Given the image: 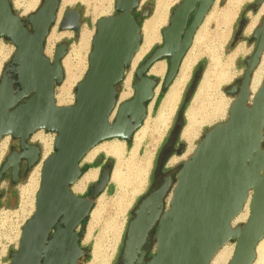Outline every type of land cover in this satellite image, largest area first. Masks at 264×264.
Masks as SVG:
<instances>
[{
  "label": "water",
  "instance_id": "water-1",
  "mask_svg": "<svg viewBox=\"0 0 264 264\" xmlns=\"http://www.w3.org/2000/svg\"><path fill=\"white\" fill-rule=\"evenodd\" d=\"M216 1L182 0L174 7L162 45L135 72L132 98L119 102V87L141 46L140 23L149 18L151 8H143V0H116L115 14L96 22L88 70L75 87V103L61 106L55 93L64 82L68 47L59 44L51 60L45 42L62 0H42L25 19L15 13L11 0H0V39L16 48L0 78V141L10 136L19 142V150L0 166V185L8 174L10 184L17 185L22 164L28 173L39 163L41 147L32 141L36 132L56 135L53 154L43 163L35 213L22 228L10 264H79L89 257L78 230L109 186L112 166L102 171L91 196L83 197L73 190L85 174L82 164L102 142L133 141L147 117L148 104L161 85L167 92L174 83ZM263 3L255 0L250 10L257 12ZM246 25L243 19L238 35ZM80 27V13L69 10L59 29L73 31L78 38ZM252 40L254 50L245 60L243 77L224 91L234 98L227 121L208 130L180 165L166 208L164 199L172 182L139 202L127 224L117 264H211L229 243L235 250L228 264L256 261L264 239V79L255 93L251 83L264 55V17ZM161 60L168 61V70L158 82L150 72ZM247 204L248 219L234 225ZM152 230H157L156 249L145 262L149 250L144 247Z\"/></svg>",
  "mask_w": 264,
  "mask_h": 264
},
{
  "label": "rangeland",
  "instance_id": "rangeland-1",
  "mask_svg": "<svg viewBox=\"0 0 264 264\" xmlns=\"http://www.w3.org/2000/svg\"><path fill=\"white\" fill-rule=\"evenodd\" d=\"M11 1L15 13L18 15H23V10L15 6L14 4L15 0H11ZM95 1L96 0H89L90 6L84 5L83 3L77 1L72 5H66L65 7L62 6L63 2H61V5L58 10L59 15L60 14L63 15L64 11L68 9H72V8L79 9L83 14L82 30L87 36L89 35L91 37L89 42L87 41V43L85 44L82 42L81 37L71 39L69 42L68 52L65 57L69 58V61L73 68V72L77 76H79L78 79H76L75 83L70 87V92L72 96H75V87L77 85V82L79 83L80 81H82L84 73L88 69V59L92 50V40L96 33V22L99 18L103 17V16L102 17L99 16L96 19L97 9L94 3ZM115 1L116 0H112L113 8L111 12H109L110 14L108 13L107 16H111L115 14ZM143 1L145 5L151 8L150 16L146 20L153 18L155 14V10L158 8V6H160V8L163 11H165L166 20L162 23V25L158 30V40L150 47L149 51L143 56V58L139 61V63L136 65L134 69L130 67L126 71L124 81L119 87V102L127 101L132 98L133 96L132 85L135 83V72L137 68L139 67L140 64L143 63L145 58L150 54V52L154 48L162 45L163 43L162 32L169 25V20L174 7L178 5L182 0H143ZM229 1L230 0H218V4L215 8L214 19L209 24L207 31L204 33L205 35L202 40V43L199 46L201 55L197 59L196 64L192 68L191 75L185 84L177 109L173 114L171 120L168 122V124L164 127L159 126L157 129V123H156L157 113L161 105V102L167 93L166 92L162 97H160L161 93L163 92L161 85V87H159L156 91L155 98L148 104L147 117L144 123L142 124V128L147 127V131L143 136L139 147L136 150L133 149L134 148V138H133L132 142L130 143L126 142V149L119 158H116L117 160L112 157H107L102 152L96 156L93 162H87L84 160L82 164V169L84 173H87L91 169H96L91 166L95 164V160L97 158L108 159L109 164H111L112 166V179L107 189L97 198L95 202L93 211L98 210L97 214L95 216H91L89 220L86 222V224L81 225V227L78 230L79 235L81 236V245L83 248H86L88 250L87 252H89V257L84 258L81 261V264H117V259L124 241L127 224L131 219V214L137 207L140 200L148 193L150 189L151 176L155 167V161H154L155 154L158 152L163 142H165L169 134L172 122L173 120H175L176 117L178 118L179 124L181 126L177 142H178V146L184 147V152L182 154L174 155L173 158L168 163V169L166 168L165 170H176L178 167H180V165L185 161H187L190 158V156L194 153L202 137L208 130H210L211 128H213L218 124L227 121L229 116V109L234 102V98L231 96H227L224 91L226 88H229L237 80H240L243 77L246 70L245 60L252 55L254 50L255 43L252 40V34L256 30V28L260 25L261 19L264 16V13L258 15L260 9L257 12H253L252 10H250V6L254 4L255 0H238L236 11L230 15H227L228 13L227 6L229 4ZM41 2L42 0H39L37 8L41 5ZM216 3L217 2H215V4ZM215 4L213 5L210 12L213 10ZM61 8L63 9L61 10ZM59 15L58 17L61 16ZM256 18L258 19L253 29L251 31H248L247 29L248 25L251 24L252 21H254ZM243 19L247 20V25L243 29V32L240 35H238L239 26ZM146 20H143L141 22L142 30ZM53 29H55L54 32L55 36L62 35L63 32L59 30L57 24L54 26ZM65 34L67 36H71V34L69 33H65ZM143 39L144 37L142 33V42ZM65 40H66L65 38L60 39L55 43V46L65 42ZM0 43L3 44L7 49L13 50L12 49L13 44L11 42L0 39ZM48 45L49 43L47 41L46 48ZM212 56L216 57L218 61V65L214 69L215 76L211 74L212 85L208 88L206 95L202 100L203 107L201 111L210 113L213 110L215 103L217 102L216 100L217 97L223 98L224 101L227 103V105L225 106L224 113L222 115H219L211 124H209V126L208 125L203 126L200 129V132L196 137V139H194L189 143L182 138V133L184 130L183 127L185 128L187 123L186 113L194 99V96L196 94V91L203 78L205 71L209 68V66H211ZM6 59H4L3 61L0 60V78L4 66L11 60L8 59L6 61ZM262 59L263 60L261 62L262 64H264V55ZM159 63H162L164 65L165 67L164 73L160 76H155V75L153 76L157 79L158 82H162L168 70V61L161 60V62ZM64 71H65V78H64V82H65L67 79V72L65 68ZM222 71L224 72L226 71L232 77H230V79L224 83H217L216 77ZM150 74L152 75L151 72ZM80 75L82 76L80 77ZM129 79L131 83L132 94L122 100L121 95L125 90V85H126L125 82ZM263 79H264V73L262 76V81ZM195 83H197L196 86H194ZM61 87L62 85L56 88L55 95L59 94ZM39 133H42L44 137L49 138L47 132L40 131ZM39 133L37 134L39 135ZM37 134L32 139V141L33 144L41 146L39 141H36L38 140ZM5 139L6 138L4 137L0 141V145ZM7 140H8L7 144L9 143L12 145L11 139L8 138ZM111 141L112 140L105 142L111 143ZM5 158H6V151L5 154L3 155L1 164L5 160ZM35 168L37 167L35 166L31 171H29L25 175V177H23V179L15 186L10 185L8 178L4 179V181L0 185L1 199L3 198V200L0 202V209H5L10 212H14L19 208L21 199L24 204L25 198H27L26 203L31 205V210H33L34 207L33 199L36 197V193L38 192L40 185L39 188L29 187L28 185L32 173L36 170ZM116 171H118V175L115 176ZM99 173L100 171L98 170L97 179L93 182H90L86 186L85 191L78 195L82 196L83 194L84 195L86 194L85 192L87 190V187L92 184H95L99 179ZM248 216H249V212H248ZM246 220L244 222H246ZM244 222L239 224H243ZM3 225H4L3 226L4 230L3 232H1L2 236L0 240L1 241L0 264H10L9 253L11 247H8L10 245L9 242H6V240L3 239V237L7 236L8 234V227L10 225V221L9 220L6 221ZM115 228L118 231L121 230V232H119L121 236L118 239L119 241L117 243H114L113 234ZM261 243H263L262 244L263 252L261 255L257 254L256 261L259 260L260 257L264 259V239ZM114 245H116L115 251L112 252ZM227 246L231 248L232 252L234 253L235 245L229 243L227 244ZM8 248L9 251L7 253ZM96 251L98 252V254H95ZM233 253L230 255L228 263L231 260Z\"/></svg>",
  "mask_w": 264,
  "mask_h": 264
},
{
  "label": "bare ground",
  "instance_id": "bare-ground-1",
  "mask_svg": "<svg viewBox=\"0 0 264 264\" xmlns=\"http://www.w3.org/2000/svg\"><path fill=\"white\" fill-rule=\"evenodd\" d=\"M81 2L84 5L90 6L89 0H62L63 7L66 5H72L75 2ZM237 1L238 0H230L229 4L227 6L228 13L227 15H230L234 13L237 9ZM39 0H15L14 4L16 7L23 10V15H29L33 11L36 10ZM213 10L207 15L205 21L199 28L195 40L193 43V46L189 49L187 55L185 56L181 69L179 71L178 76L176 77L174 83L170 87V89L167 91L166 95L164 96L161 105L159 107L157 117H156V123H157V129L158 127H164L168 124V122L171 120L173 114L175 113L178 103L180 101L181 94L183 92V89L185 87L186 82L188 81L193 66L196 64L197 59L200 57V45L202 43V40L204 38V33L207 31V28L209 27V24L212 22L215 16V8L218 4V0L216 1ZM96 19L99 16H107L109 12H111L113 6H112V0H96ZM63 8H61L62 10ZM264 13V3L261 6L259 10V14ZM110 14V13H109ZM61 15V14H60ZM59 15V16H60ZM62 16V15H61ZM60 16V17H61ZM59 17V18H60ZM256 18L254 21H252L251 24L248 25V31H251L254 27V25L257 22ZM60 19H58L59 22ZM166 20V13L163 11L160 6L155 10V14L152 19L146 20L145 25L143 27L142 33H143V42L140 46L139 51L137 52L133 62H132V68L134 69L136 65L139 63V61L143 58V56L149 51L150 47L158 40V30L162 23ZM55 29H53V32L50 34L48 38L49 45L47 46L45 52L48 56H52L55 43L59 41L60 39H63L65 37V33H62L60 36H55ZM70 34V33H69ZM68 34V35H69ZM67 37V36H66ZM82 42L85 44L87 41L91 39V37L86 35L84 31H81L80 34ZM59 39V40H58ZM80 44V43H79ZM89 44V43H88ZM86 50V49H85ZM11 53V49H7L3 44L0 43V60L3 61L6 59ZM263 60V59H262ZM161 62V61H160ZM218 65V61L216 57L211 58V66L205 71L203 78L198 86V89L196 91V94L194 96V99L187 110L186 113V126L182 133V138L186 140L187 142H191L198 136L200 129L205 126L211 124L219 115H222L225 110V106L227 103L224 101L223 98L217 97V102L214 105L213 110L208 112L201 111L203 107V98L206 95V92L208 88L212 85L211 82V74L215 76V67ZM63 67L65 68L67 72V79L62 84L61 90L58 95H56V101L58 105H69L73 102L74 96L71 95L70 87L73 85L78 79L79 76H77L73 72L72 65L69 61L68 57H65L63 60ZM165 67L162 63H157L154 65V67L151 70L152 75L160 76L164 73ZM76 72V71H75ZM264 73V64L262 62L260 63L259 67L256 69L253 80L251 83V92L255 93L258 88L260 87L262 83V76ZM83 75V74H82ZM80 75V77L82 76ZM232 77L229 73L226 71H222L219 75H217V83H224L228 81ZM78 83V82H77ZM125 90L121 95V99H125L127 96L132 94L131 89V83L130 79L125 82ZM147 131V127L142 128L135 134L134 136V150H136L141 141L143 136L145 135ZM39 136V137H38ZM8 137L2 142L0 145V163L3 158V155L5 153V149L7 148V142ZM37 139L39 143L42 146L43 149V159L47 158L50 155L51 149H52V139H49L47 137H44L42 133L37 134ZM126 149V142L120 141V140H112L111 143H102L98 145L97 147L93 148L86 156L85 161L87 162H93V160L96 158L99 153H104L107 157L112 158H119L122 153ZM117 160V159H116ZM120 173V172H119ZM118 175V171H116L115 176ZM40 170L39 168H36V170L32 173V176L29 181V187H37L39 188L40 185ZM98 177V170L97 169H91L87 173L83 175V177L74 185V192L76 194H81L85 191L86 186L97 179ZM119 178V177H118ZM36 202V197L33 199ZM100 204V203H99ZM98 210H94L91 216H95L97 214ZM248 204L245 206L244 211L236 218L234 225L244 222L248 218ZM121 229V228H120ZM120 231L116 230L114 231V243H117L121 236L119 234ZM263 243H260L258 246V255H261L263 252ZM115 246L112 249V252L115 251ZM232 249L229 248L227 245H225L214 257L211 264H228V260L230 258V255L232 254ZM95 254H98L96 251ZM254 264H264V259L259 258V260L255 261Z\"/></svg>",
  "mask_w": 264,
  "mask_h": 264
},
{
  "label": "flooded vegetation",
  "instance_id": "flooded-vegetation-1",
  "mask_svg": "<svg viewBox=\"0 0 264 264\" xmlns=\"http://www.w3.org/2000/svg\"><path fill=\"white\" fill-rule=\"evenodd\" d=\"M39 8V7H38ZM37 8V9H38ZM143 8H150L149 6L143 5ZM36 9V10H37ZM36 10L34 12H32L31 14L35 13ZM69 10H76L80 13V23H81V27H80V34H81V31H82V27H83V23H82V17H83V14L82 12L77 9V8H72V9H68L66 11H64L63 15L61 16L59 22H58V15H59V11L57 12V19H56V22L55 24L52 26V28L50 29V32H49V35L47 37V40L45 42V49H46V44H47V41H48V38L50 36V34L53 32V28L54 26L57 24L58 27L60 26V23L61 21L63 20V17L65 16L66 12L69 11ZM31 14L29 15H19L21 16L22 19H25L27 18L28 16H30ZM18 15V14H17ZM137 18L140 17V13H137L136 15ZM264 17V16H263ZM262 17V19H263ZM261 19V20H262ZM261 23V22H260ZM60 30V29H59ZM61 31V30H60ZM63 33H70L71 36H67L65 35V42L63 43H66L67 44V47H69V42L71 39H74V38H77L75 36V33L73 31H62ZM253 35V34H252ZM67 36V37H66ZM80 37V36H79ZM78 37V38H79ZM255 43V42H254ZM61 44V43H60ZM59 45V44H58ZM57 45V46H58ZM16 52V51H15ZM68 52V50H67ZM55 55V54H54ZM152 78H155L154 76H151ZM156 79V78H155ZM180 124H179V120L178 118L176 117L175 120H173L172 122V125L170 127V131H169V134L165 140V142H163L162 146L159 148L158 152L155 154V157H154V161H155V167H154V170L152 172V176H151V186H150V189L148 191L147 194H149L152 190H156L158 189L163 183H168V182H172V186H171V189L169 190L167 196L165 197L164 199V204H165V208L167 207V204L169 203L170 199H171V195H172V190L174 188V185H175V178H176V174H177V171L179 169V167L176 169V170H165L166 168L168 169V163L170 162V160L173 158L174 155H177V154H182L184 152V147L183 146H178V142H177V139H178V136H179V132H180ZM40 131L36 132L32 139L36 136L37 133H39ZM8 138L11 139L12 141V145L11 144H7L8 147L6 148L7 149V152H6V157L11 154L13 151H18L19 150V142L18 141H15L13 140L10 136H7ZM5 137V138H7ZM38 141V140H36ZM5 149V151H6ZM5 154V153H4ZM2 161V160H1ZM1 164V163H0ZM95 164H97V167H95L96 169H98L100 171L99 173V178H100V175L102 173V171L108 167L109 165V161L108 159H105V158H97L95 160ZM1 166V165H0ZM22 172H21V179L20 181L23 179V177H25V175L27 174V166L25 163L22 164ZM90 169V168H89ZM7 178L9 179V174L7 175ZM99 180V179H98ZM97 180V181H98ZM10 182V181H9ZM11 185V184H10ZM93 186L90 185L87 187V190H86V194L82 195L83 197H90L92 192H91V187ZM146 194V195H147ZM145 195V196H146ZM144 196V197H145ZM143 197V198H144ZM142 198V199H143ZM141 199V200H142ZM140 200V201H141ZM139 204V203H138ZM83 225V224H82ZM156 231L157 230H152L150 233H149V236L147 237V242L145 244V247L144 249L145 250H149V255L148 257L145 258V262L147 261L148 258H150L153 253L155 252V249H156V243H155V234H156ZM83 248V247H82ZM85 251H88L86 248H83ZM84 259V258H83ZM81 259V261L83 260ZM81 261L79 264H81Z\"/></svg>",
  "mask_w": 264,
  "mask_h": 264
},
{
  "label": "built area",
  "instance_id": "built-area-1",
  "mask_svg": "<svg viewBox=\"0 0 264 264\" xmlns=\"http://www.w3.org/2000/svg\"><path fill=\"white\" fill-rule=\"evenodd\" d=\"M56 47H57V45L54 47V51H53L52 56H48L46 54V52H45L46 56L49 59H51V60H53V58H54V54H55ZM12 49L13 50H11V53H10L9 57L6 59V61L8 59H11L13 57V55L15 54L16 48H15L14 45L12 46ZM87 70H86V72H87ZM86 72L84 73V75L86 74ZM74 103H75V98H74V100H73V102L71 104H69V105H63V106H71ZM48 137H49V139H52V142H51L52 149H51V152H50V155H51V154H53L54 143H55L56 135L55 134H52V133H48ZM6 152H7V149H6ZM45 160H46V158L43 159V149L41 147V157H40L39 163L36 165V167L39 168V170H40V175L42 173L43 163H44ZM40 183H41V181H40ZM38 191H39V189H38ZM37 193H36V195H37ZM26 200H27V198H25V202L23 204L22 199H21L19 208L16 211H14V212H10V211L5 210V209H0V240H1V236H2L1 232H3V230H4V227H3L4 225L3 224L6 221H8V220L10 221V225L8 227V234H7V236H4L3 237V239H5L6 242H9V244H10L8 246V247H11L10 253L11 252H15V251L18 250L19 244H20V240H21V236H22V228L24 227V225L26 224V222L29 219L32 218V216H33V214L35 213V210H36V202L34 201L33 210H31V205L27 204L26 203ZM8 251H9V248L7 250V253H8ZM10 253H9V255H10Z\"/></svg>",
  "mask_w": 264,
  "mask_h": 264
},
{
  "label": "trees",
  "instance_id": "trees-1",
  "mask_svg": "<svg viewBox=\"0 0 264 264\" xmlns=\"http://www.w3.org/2000/svg\"><path fill=\"white\" fill-rule=\"evenodd\" d=\"M140 24H141V23H140ZM165 93H166V92L163 91V92L161 93L160 97H162ZM91 167L95 168V167H97V164H94V165L91 166ZM86 222H87V221H85L83 224H86Z\"/></svg>",
  "mask_w": 264,
  "mask_h": 264
},
{
  "label": "crops",
  "instance_id": "crops-1",
  "mask_svg": "<svg viewBox=\"0 0 264 264\" xmlns=\"http://www.w3.org/2000/svg\"><path fill=\"white\" fill-rule=\"evenodd\" d=\"M151 76H153V75H151ZM3 200V198L1 199V201Z\"/></svg>",
  "mask_w": 264,
  "mask_h": 264
}]
</instances>
